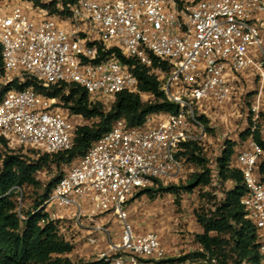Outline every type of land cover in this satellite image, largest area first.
Masks as SVG:
<instances>
[{
    "label": "built area",
    "instance_id": "1",
    "mask_svg": "<svg viewBox=\"0 0 264 264\" xmlns=\"http://www.w3.org/2000/svg\"><path fill=\"white\" fill-rule=\"evenodd\" d=\"M263 36L264 0H79L59 20L31 17L20 6L0 14V93L25 76L41 80L45 87L76 83L92 101L108 107L118 92H139V79L115 53L99 59L100 45L105 52L118 47L148 67L154 58L169 66L156 73L166 95L179 106L177 113L149 115L141 127L119 119L85 155L65 164L44 203L64 211L50 212L60 221V233L68 239L66 228L87 230L91 244L99 242L98 233H105L107 246L97 258L110 264H169L161 262L168 252L160 235L153 230L139 232L126 204L133 195L156 186L157 180L173 179L184 171L183 160L176 157L181 143L202 142L207 135L199 119L206 113L203 102L222 105L233 97L231 75L252 67L263 72L251 52L254 46L263 50ZM59 104L57 97L32 88H11L0 101V136L13 149L49 154L71 149L79 118ZM252 112L254 131L260 106L253 105ZM263 158L264 149L252 137L234 158L247 187L242 204L256 226L262 264L264 174L259 163ZM107 214L120 222L118 240L97 221Z\"/></svg>",
    "mask_w": 264,
    "mask_h": 264
},
{
    "label": "trees",
    "instance_id": "2",
    "mask_svg": "<svg viewBox=\"0 0 264 264\" xmlns=\"http://www.w3.org/2000/svg\"><path fill=\"white\" fill-rule=\"evenodd\" d=\"M30 1L43 8L53 5L52 13L58 14V17H66L70 13V7L79 0H54L50 4L42 3L43 0ZM59 2L62 4L61 9L56 7ZM99 52V59L115 53L120 61L130 66L139 79L140 91L118 92L115 101L108 107L100 101H92L85 88L76 83L60 82L45 87L41 80L25 76L23 80L14 79L4 86L0 93L1 101L11 88H32L38 93L60 98L62 104L59 106L69 115L92 121L87 124H75L74 143L71 149L53 154L42 153L36 160H30L23 152L11 148L8 139L0 136V264H110L103 258L74 261L68 256H63L71 253L75 246L60 233V221L53 219L44 206L62 174L44 186L43 193L31 210L18 209V195L26 186L37 189L43 186L37 179V173L45 162L52 160L57 164H68L85 155L119 119H125L131 127H141L149 115L179 111L177 103L172 101L162 89V80L156 73L158 68L163 71L169 70L166 62L154 58L153 65L148 67L136 58L126 56L118 47L105 52L100 45ZM0 67H2L1 56ZM2 73L3 70L0 68V74ZM143 94L148 95L145 101L142 99ZM199 119L205 124L207 131H212L204 115ZM253 127L252 112L249 127L241 136L247 141L252 137L264 149L261 132L264 127V111L260 112L254 131ZM237 146L236 141L226 140L212 164L213 161L209 158L203 142L196 140L182 142L176 157L183 160L184 166L188 165L196 169L186 183L164 185L162 181L157 180L156 186L139 192L154 198L161 193L180 196L183 191L192 192L200 188L203 191L201 197L210 199V207L202 204L194 213L196 221L203 229L202 233L195 235L198 250L179 257H168L161 262L262 264L257 229L242 204L247 187L242 170L234 166ZM259 171L264 174V158L259 163ZM229 181L232 182V187L226 189L222 197H217L209 190L216 183L225 184ZM211 198L214 202H211ZM177 203H180L179 199ZM199 258L203 262L198 263L196 260Z\"/></svg>",
    "mask_w": 264,
    "mask_h": 264
},
{
    "label": "rangeland",
    "instance_id": "3",
    "mask_svg": "<svg viewBox=\"0 0 264 264\" xmlns=\"http://www.w3.org/2000/svg\"><path fill=\"white\" fill-rule=\"evenodd\" d=\"M52 1L54 0H43L42 3L50 4ZM14 6L22 7L34 18L51 17L59 20V15L51 12L54 8L53 5L49 8H43L42 6H36L30 0H0V14L10 12ZM56 7L61 9L62 4L59 2ZM60 23L65 27L72 26L70 21H60ZM254 47L257 57H253L263 72L252 67L246 71L249 74L245 76L238 73L236 77L239 76L240 80L234 83L235 96L233 95L234 97L231 102L224 103L222 106L213 104L211 105L212 108L203 114L208 119L209 127L212 130L207 131V135L202 140L209 158L213 161L212 164H214L226 140L236 141L240 148L245 147L248 141L244 140L241 135L249 127L253 105L258 104L260 109L264 110V48L261 50L260 47ZM147 98V94H144L142 97L144 101ZM58 100L61 101L60 98ZM78 118L75 120L77 124L92 123L91 120ZM16 150L23 152L30 160H36L42 154V152H36L35 149H25L24 147L16 148ZM195 170L194 167L186 165L180 175L173 179L165 180L163 183L164 185L173 183L176 185L185 184ZM64 171L65 164H57L52 160L45 162L37 173V179L43 186L38 189L26 186L21 191V194L18 195V209L20 211L31 210L34 207L35 201L43 193L44 186L53 179L58 178ZM231 187L232 182L229 181L225 184L216 183L209 190L217 197H222L224 191ZM202 193L203 191L200 188H196L192 192L183 191L180 196L173 193H161L152 198L149 194L138 193L137 195H133V199L126 204V208L129 210V218L133 220V225L139 232L156 231L169 250L167 251V255L170 258L179 257L198 250L199 246L195 241V235L200 230V224L196 221L195 209L199 208L202 204L207 205V207L211 206L210 199L208 197L203 199L201 197ZM178 199L180 201L179 204L177 203ZM211 202H214V199L211 198ZM46 210L49 213L56 211L60 214L61 212L64 213L63 210L51 207H46ZM131 210L133 216L130 215ZM70 215L72 214L70 213ZM70 222L72 223V221ZM90 224L93 225L94 223ZM99 224L108 226L107 221L105 223L99 222ZM113 226L115 228L117 224H113ZM69 231H71L69 228L65 229V232H67L66 237L73 242L75 248L71 253L64 254L63 256H68L74 261H78L79 259L90 260L97 257V253L92 250L95 245L87 241L89 231L83 230L81 232L78 229H75L73 232ZM120 231L121 225L118 231L115 230L113 232L111 230L112 239L118 238L119 233L117 232ZM107 238L109 237L106 235ZM100 245L103 246L102 243L98 244V246ZM196 261L198 263L203 262L200 258ZM185 264H192V261Z\"/></svg>",
    "mask_w": 264,
    "mask_h": 264
},
{
    "label": "crops",
    "instance_id": "4",
    "mask_svg": "<svg viewBox=\"0 0 264 264\" xmlns=\"http://www.w3.org/2000/svg\"><path fill=\"white\" fill-rule=\"evenodd\" d=\"M251 52H252V55L256 58L257 57V54H256V49H255V47H252L251 48ZM240 75H243V76H245V75H247V74H249L248 72H246V71H243V72H240L239 73ZM239 76H237L236 77V75H231L230 76V79H231V81L233 82V84L234 83H236L238 80H240V78H238ZM234 96H235V94H234ZM233 96V97H234ZM233 97H231L230 99H228L226 102H224V103H230L231 102V100L233 99ZM203 103H206L204 106L205 107H207L206 108V111L207 110H209V109H211L212 107H211V105H213L215 102L214 101H212V100H206V101H204ZM213 103V104H212ZM215 105H217V106H222V105H218V104H215ZM261 111H264V110H261ZM261 132H262V134H263V138H264V130H263V128H262V130H261ZM247 146V143H246V145H245V147ZM245 147H243V148H245ZM243 148H240V147H238L237 146V152L236 153H238L240 150H242ZM129 211V210H128ZM132 210L130 211V215H132ZM133 216V215H132ZM131 220V222H132V224H133V220L132 219H130ZM98 223L99 222H102V223H105V221H107V224H108V226H107V228L111 231H118L119 230V221L117 220V219H115V217H113L111 214H107V215H102V216H100V217H98ZM110 222H112V223H110ZM111 224V225H110ZM113 224H117V226L114 228V226L112 227V225ZM200 226V230H199V232L198 233H202V231H203V229H202V227H201V225H199ZM136 228V227H135ZM117 233H119L118 234V238H116V239H114V240H118L119 239V236H120V232H117ZM159 234V233H158ZM97 236H98V238H99V241L100 242H98V243H96V244H94L95 246H94V249H92L93 250V252H95V253H99L101 250H103V249H105L106 248V246H107V239H106V234L105 233H102V232H100L99 234H97ZM161 237V236H160ZM162 239V238H161ZM163 242V241H162ZM99 243H102V245L103 246H98V244ZM164 244V243H163ZM164 246H165V248H166V251H169L168 249H167V246L164 244ZM169 257V256H168Z\"/></svg>",
    "mask_w": 264,
    "mask_h": 264
}]
</instances>
